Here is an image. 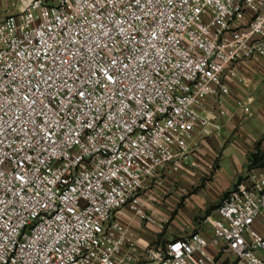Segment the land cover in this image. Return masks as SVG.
I'll use <instances>...</instances> for the list:
<instances>
[{"label":"built area","instance_id":"1","mask_svg":"<svg viewBox=\"0 0 264 264\" xmlns=\"http://www.w3.org/2000/svg\"><path fill=\"white\" fill-rule=\"evenodd\" d=\"M19 1L0 16V264H264V165L210 235L151 243L122 213L155 223L147 183L197 165L239 67L264 63V0Z\"/></svg>","mask_w":264,"mask_h":264},{"label":"crops","instance_id":"2","mask_svg":"<svg viewBox=\"0 0 264 264\" xmlns=\"http://www.w3.org/2000/svg\"><path fill=\"white\" fill-rule=\"evenodd\" d=\"M20 7L19 0H0V16L16 13ZM238 71L230 94L223 96L226 114L219 117L220 129L201 138L194 150L197 165L187 161L179 171L168 168L147 183L144 200L156 222L141 225L134 213L122 210L139 237L155 243L198 231L210 235L223 195L247 175L250 155L258 148L264 152V63L249 61ZM248 98L252 99L250 113H245L237 101ZM256 227L264 234V226L258 222ZM217 261L229 264L230 259L221 253Z\"/></svg>","mask_w":264,"mask_h":264},{"label":"trees","instance_id":"3","mask_svg":"<svg viewBox=\"0 0 264 264\" xmlns=\"http://www.w3.org/2000/svg\"><path fill=\"white\" fill-rule=\"evenodd\" d=\"M264 165V152L258 150L250 155V168L262 167ZM227 193H225L226 195ZM218 207V206H217Z\"/></svg>","mask_w":264,"mask_h":264}]
</instances>
